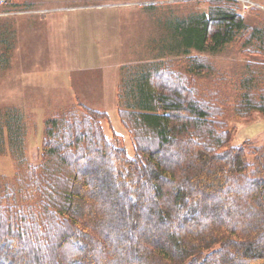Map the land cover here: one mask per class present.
<instances>
[{
  "label": "trees",
  "instance_id": "1",
  "mask_svg": "<svg viewBox=\"0 0 264 264\" xmlns=\"http://www.w3.org/2000/svg\"><path fill=\"white\" fill-rule=\"evenodd\" d=\"M209 2L207 12L167 23L169 54L218 53L247 35L235 1ZM251 38L248 51L263 52L264 33ZM206 66L194 57L188 74ZM248 75L236 108L244 118L264 115V95H251L259 69ZM125 90L129 111L119 115L135 157L106 137L105 114L84 107L48 122L41 164L31 167L22 117H6L25 170L14 183L0 177V264H264V149L249 160L251 146L234 144L218 98L170 63L131 69Z\"/></svg>",
  "mask_w": 264,
  "mask_h": 264
},
{
  "label": "rangeland",
  "instance_id": "2",
  "mask_svg": "<svg viewBox=\"0 0 264 264\" xmlns=\"http://www.w3.org/2000/svg\"><path fill=\"white\" fill-rule=\"evenodd\" d=\"M209 1L8 0L12 15L0 18V177L14 183L25 170L12 143L10 148L6 117L11 112L25 124L23 158L31 167L41 164L48 122L84 107L105 114L108 119L102 118L101 125L106 137L135 157L133 140L119 115L129 111L123 104L128 72L160 61L186 73L206 97L218 98L216 105L226 110L221 116L234 144H250L253 161V150L264 149V115L239 117L236 108L250 92L244 82L252 69H259L260 76L251 95H264V51H248L254 42L251 32L264 33V0H254L257 5L247 9L239 0H229L236 2L249 30L222 51L168 53L176 43L167 23L207 12ZM194 57L207 66L189 75ZM217 88L227 102L211 92Z\"/></svg>",
  "mask_w": 264,
  "mask_h": 264
},
{
  "label": "built area",
  "instance_id": "3",
  "mask_svg": "<svg viewBox=\"0 0 264 264\" xmlns=\"http://www.w3.org/2000/svg\"><path fill=\"white\" fill-rule=\"evenodd\" d=\"M239 1L242 3V5L245 9H247L249 7H254V5L256 4L254 0H239ZM8 5H9L8 0H0V18L1 17L3 18L5 16L8 17V16L12 15L9 13L12 11H10L8 9Z\"/></svg>",
  "mask_w": 264,
  "mask_h": 264
}]
</instances>
